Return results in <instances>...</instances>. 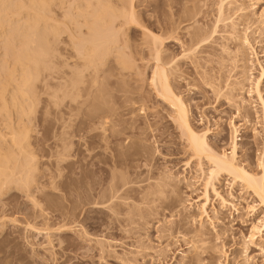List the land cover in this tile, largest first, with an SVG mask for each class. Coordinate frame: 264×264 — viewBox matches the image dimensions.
Here are the masks:
<instances>
[{"label": "rangeland", "instance_id": "374dc122", "mask_svg": "<svg viewBox=\"0 0 264 264\" xmlns=\"http://www.w3.org/2000/svg\"><path fill=\"white\" fill-rule=\"evenodd\" d=\"M9 1L11 6L19 5L15 4L14 0H12L13 4ZM45 1L50 3L48 5L55 14V16L52 14L51 23H55V19H57L56 22L59 20L61 24L59 29L61 28L62 31L60 29L61 32H58L59 39L55 35L57 37L55 39L58 40L52 41L51 37H54V34L47 32L48 29L44 28L45 21L41 19L44 22L39 24H44L41 28L38 24V31H43L42 36H40V31L35 33H39V36L38 34L37 36L32 35L38 43L42 40L44 42L46 38H49L48 42L51 40L50 48H48L47 41H45L46 46L41 43L43 47H40L41 44L37 45L34 39V44L32 43L29 50L38 54L39 50L41 53L44 51L45 46L48 48V56L44 58L43 54L39 59L41 67L38 68V72L39 70L40 72L35 74L36 80L32 78L33 90L29 88L34 106L29 111V105L32 103L27 99V110L32 112L30 114L28 112V118L25 119V116L23 118L24 122L27 121L29 132L27 141L25 139L23 141L32 144L30 145L33 152L30 153L32 157L26 158L20 154L21 152L16 151L17 156L22 155L20 158L16 157L19 158L18 160L23 158V164L29 161L34 163L35 167L28 164L30 168L32 167L28 175L33 177L31 185L29 184L30 188L26 186L29 189L25 187L22 190L19 186L16 188L15 186L20 183L17 182L15 185V182L13 181V184L11 181L12 184L8 182L9 185H6V183V187H3L4 190L0 192V264H264V222L262 221L264 204L260 203V200L241 180H233L229 174L222 173L218 186L222 196L231 203L224 206L221 199L211 191L206 212H203V215L200 214L203 210L200 209L199 204L205 201L202 198L201 183L205 177L204 173L208 172L212 165L206 157L199 161L197 156L191 154L190 148L187 149L186 136L172 118L176 115L175 110L173 111L174 107L157 97V91L151 84L156 62L152 57L153 53L148 48L151 46L152 35L164 39L173 38L164 42L162 46L165 56L172 53L177 58H175L177 70L174 69L173 72L169 70V79L173 83L171 85L175 93L180 95L189 107L194 128L199 132L208 130V141L219 153L231 155L232 142L235 138L238 144L237 161L241 162L240 164H243L247 170L261 174L263 173L260 161L264 145V112L262 103L254 92V84L261 70L258 61H261L264 67V0H234L229 4L232 5L229 6L230 8L228 0H224V3L227 2L224 4L225 14L223 16L224 18L226 16V21L221 20L220 22L217 20L220 16L219 7L223 0H134L135 18L138 20V23L133 21L134 24L124 22L126 17L124 15L128 13L120 12L123 7L124 9L129 7L127 0L101 1L104 3L111 1L110 3H113L114 7L116 5L115 8L118 9V11L116 9L117 13L115 12L114 18L112 14L110 15L112 19L109 15L105 16L109 18L107 20L112 26L109 23L106 24L108 27L104 28V31L108 33L112 29V34H115L114 37L117 38H115L117 48L125 45L124 50L121 49L124 55L121 57H124L130 64V68L122 72L123 75L118 74L117 71L107 70V68L104 72L106 75L102 74L103 77L111 78L112 76V81L109 84L107 81V86L104 85V88L108 87L106 91L112 92L107 95L113 100L105 99L102 105L106 106L105 103H108L105 107L106 115L112 113L109 117L113 120L111 119L110 122L117 124L116 129L117 126L119 128L117 138L119 139L112 137L110 124H107V126L110 125L108 126L110 130H106L107 133L101 129L100 131L101 127L95 128V126L98 127L97 121L90 123L89 126H84V123L80 125L82 117H86L83 113L86 112L84 109L89 111L91 107L88 109L84 106L79 113H77V108L72 107L74 109L70 110L71 112L80 114L74 113L76 117L73 113L70 114L68 108L63 112L55 108L52 95L58 87L56 85L62 80L57 72L60 69H67L62 68V64L68 61L70 55L76 53L75 47L78 48L80 42L78 39H84L80 33L81 30L84 35L88 33L87 27L81 26L78 22L79 18H76L78 10L75 5L79 0ZM101 2H99L100 6ZM27 3L33 4V0L27 1L26 6ZM11 6V12L18 10L23 15L19 16L17 15L19 13L16 14L15 11L14 15L9 10L8 14L4 12L5 17L0 13V18L5 19L3 26H0V28L3 27L2 30H5L3 32L0 30V67L3 66L4 68L1 69L6 72L10 67L8 71L13 70L12 67L16 63L14 56L16 54L18 59L17 55L21 52L17 47L23 44V37L26 38V35L31 33L27 30L30 29V24L29 26L24 25L25 19L27 21L30 19L29 22L31 21L32 24L33 19L30 17L36 14L35 9L33 13L30 12L32 10L30 5L27 6V8L30 6L29 10L25 7V10L21 12L20 5L15 6L14 10V6L13 8ZM22 11H27V15L30 13L29 19L25 17L26 12ZM10 13L14 15V18L9 15ZM118 13L122 16H118ZM72 17L77 20L76 25L75 21L72 23L74 19ZM228 18L230 20L233 18L237 29L240 30L238 33L243 35L247 30L245 33L251 38L258 59L254 57L251 48L242 50L247 60L243 58L245 57L244 52L242 54L240 51L241 53L238 52L239 55H237L238 48L236 49V44L231 39L232 33L229 31L232 28ZM35 20L37 18L33 20L34 26ZM109 20L113 21V24ZM15 22L17 25L13 24ZM10 23L17 29L22 25L20 29L24 28L26 31L21 32L20 29L16 31ZM67 24L75 33H71ZM214 28L216 32L212 34ZM20 32L23 33L21 38ZM24 33H26L25 36ZM46 33H49L47 36L50 33L52 36L47 37ZM200 34L201 38L209 36L207 43L192 55L185 52L194 40L201 39ZM38 37L46 38H41L39 42ZM74 43H78L77 46H74ZM225 44L228 45L230 53H224L222 50ZM23 47L21 48L25 51ZM110 57L106 67L112 69L116 64V58L115 56ZM70 59L74 60L71 57ZM68 62L70 66L73 65L70 60ZM26 63L23 64L29 66L30 70L37 71L33 60ZM19 65L15 66L16 69L28 68L24 67L25 65L21 68ZM16 71L21 75L23 70L21 74L18 70ZM1 72L3 73V70ZM6 72L4 73L8 75L9 73ZM2 73H0V79L2 75L4 79L2 78L0 82H5L7 77ZM25 73L23 72L22 75ZM33 74L31 72L30 75ZM19 81L22 80L19 79ZM227 84H231L234 92H228L225 87ZM260 88L264 101V77L261 79ZM108 107L113 110L116 108L114 112H107ZM140 107L142 110L139 109ZM4 113L3 117L6 115ZM12 115L15 120L22 117L15 118L19 115L18 113ZM6 117L8 116L4 119L7 121ZM2 119L0 118V127H2L0 130L8 132V137L9 131L12 132L15 128L12 126H10L12 130L5 128L6 121ZM9 120L11 119L9 118L7 122H10ZM15 122L11 124L15 126ZM70 124L72 125L69 126ZM235 126L237 132L234 129ZM77 127L81 128L80 134L74 131ZM120 128H123L122 131ZM84 134L93 136L85 145L83 142L87 136ZM61 145L69 146L66 153L74 154L61 156ZM14 148L15 152L19 147ZM25 151L29 154L30 150ZM118 153H123V155H116ZM202 160L200 168L197 162H202ZM20 162L14 164L19 171H22L26 167L21 163L24 168L20 170V166L17 167ZM25 171L23 172L26 174ZM120 172L125 174L121 179H128L129 183L126 182V187L125 185L122 188L119 187L118 194L108 200L109 203H101L103 200L101 197L105 198L104 195L110 192L112 183H118V180L119 183L122 182L119 176L115 177ZM25 174L22 173L21 176ZM29 176L28 179H30ZM113 177L115 180H112ZM168 181H170L169 184ZM19 182L24 185L22 181ZM126 188H130V191L125 192ZM176 191L179 193H176L177 198ZM112 202L115 205L120 203L117 205L119 208ZM254 224L259 228L253 230ZM200 226L208 229L206 236L209 239L205 236L203 238L205 240L201 238L200 241L197 235ZM47 234L52 239L51 243L47 240L49 238ZM195 247L200 255L195 252ZM196 257H200L199 261Z\"/></svg>", "mask_w": 264, "mask_h": 264}, {"label": "bare ground", "instance_id": "6f19581e", "mask_svg": "<svg viewBox=\"0 0 264 264\" xmlns=\"http://www.w3.org/2000/svg\"><path fill=\"white\" fill-rule=\"evenodd\" d=\"M8 1L9 0H0V13L2 14V16L3 15H5L4 14V12H11V10H10V6L11 5H9V3H8ZM12 1V0H11ZM11 1H9V2H11ZM17 1V2H16ZM28 2H30L31 0H27ZM26 1V2H27ZM61 1V0H60ZM101 1H105V0H79V2L78 3H76V10H78V12H76L77 13V15H76V18L78 19L79 18V20H78V22H79V24L82 26H86L87 27V33L88 34H86V35H84V34H82V30H81V35L84 37V39H82V40H79L78 39V41H80L79 42V47L77 48V47H75L77 50H76V53H74L72 56L70 55L69 56V58H68V61L70 60L71 61V64H73V65H69L70 64V62H68V61H64L63 62V64H62V62H59V63H61L62 64V68H67L66 70L65 69H63V70H61L60 69V71H58L59 69H57V73H59V75H60V78L62 79V80H60V78L59 77H56L57 79L59 78V83H58V85H56V86H58L57 88H56V91L53 93V104L55 105V108L57 109V111L59 110V111H62L63 112V110H65L66 108H68L69 109V111L70 110H73L72 109V107H75V108H77L78 109V111H77V109H76V111H77V113H79V112H81L82 111V107H84V106H86V108L88 107V109L91 107V109L88 111L87 109H84V110H86V112L84 111L83 113L85 114V116L86 117H82V119H81V122H80V125H81V123L84 125V126H89V124L90 123H93V122H95L96 123V121H97V123H98V127H96L95 126V128H99V127H101V128H99V130L101 129V130H103L104 131V133L106 132V130H110L111 129V135H112V137H116V139H119V138H117V136H118V126H117V129H116V123L115 122H113V123H115V124H112L110 121H111V119L113 120V118H110L111 116L110 115H112V113L109 115V113H108V115H106L107 113H106V111H105V107L107 106V104L105 103V105L106 106H103L104 104L102 103V101L104 100L105 101V99H109L110 97H108V95H107V93L109 94V93H112V92H107L108 90H107V88L108 87H105L104 88V85L105 86H107L106 85V82L109 84V82L110 81H112V76H111V78L110 77H103V73L105 72V71H107V70H113V71H117V73L119 74V73H124V71L126 72L127 70L126 69H129L130 68V64H128L127 62H126V59L124 58V57H121V56H124L123 55V51H121V49L123 48V46H125V45H123L122 46V48H117L116 47V43H115V41H116V37H114V35L115 34H112L113 32L111 31L112 29H111V24H110V22H108V20H107V18H105V16H110L111 14H112V17L114 18L115 16H116V9L117 8H115L116 7V5H115V7H114V5H113V3H110L111 1H107V3H104V2H101ZM128 1V5H129V7L127 8L126 6V8L127 9H124V7L121 9L122 11H120L121 13L122 12H124V13H128L127 15H124V13H123V15L124 16H126L125 17V19H127V16H128V19L125 21V19H124V22H127L128 24H129V22H133L134 21V23H138V20H136L137 18H135L136 16H135V9H134V7H135V5L133 4L134 3V0H127ZM232 1V2H231ZM14 2H15V4L16 3H18L19 5H20V12H21V10H25V7L27 8V6L28 5H30V6H32L31 8H32V10H30V12H32L33 13V10L35 9V11H34V13L36 12V14H35V16H33V17H35V18H37V20H35V26H34V22H33V20L35 19V18H33L32 16L30 17V16H28L27 15V11H22L23 13H25L26 12V18H28L29 19V17L31 18V19H33L32 20V24H33V26H32V24H31V21L29 22V20L27 21V19H25V24L24 25H26V26H29V24H30V29L28 28H26V26H25V28L29 31V32H31V33H28V35H26L27 37L26 38H24L23 37V33H21V32H24V31H26V30H24V28L23 29H20V26H22V25H20L19 26V28L18 29H20L19 31H21L20 32V38L21 37H23V44H24V41H25V46L26 47H23L24 45L23 44H20L21 46L20 47H17V48H20V53L19 52H17V53H19L17 56H18V59H17V57H16V54H15V58H14V60L16 61V63L19 65V64H21V65H19L21 68H22V65L24 66L25 64H23L24 62L26 63L27 61H31V60H33V62H34V64L36 65V67H34V68H36L35 70H37L36 72L35 71H33V69H29V66H27V65H25L24 67H28V68H25V69H16V67H17V64L15 63V65H14V62H13V67H15V68H13L12 67V69L13 70H11V71H8V70H10L11 69V67H10V69H8L7 70V72L9 73L8 75H6L4 72H6V71H4V69H1L3 66H1L0 67V70L2 71L3 70V73L5 74V77H7V78H5V82H2V84H0V115H1V119L3 118L4 119V117L5 116H8V117H6V119L8 118H10L11 120H9L10 122H7L8 121V119H7V121L5 122V124L4 123H2V124H4V126H5V128H7L8 127V130H9V128H10V130H12V128H15V129H13L12 130V132L11 131H9V133L10 134H12V135H10V134H8L9 136L7 137V133L6 132H1V130H0V137H2V138H0V140H2V142H0L1 144V146H0V192H2V190H4V188L6 187V185H9L8 184V182L10 183V185L13 183L14 184V182H15V185L17 184V182L18 183H20V185L18 184L17 186H15L16 188L19 186V188H25L26 186H28L29 188H30V186H29V184L31 185V181H33L31 178H33V177H30L29 175H28V172L31 170V168L33 167H35V165H34V163L32 164L31 162H27L26 161V164H23V158L22 159H20L22 162H20V160H18L19 158H20V156L22 157V155L23 156H26V158L27 157H32V155H30V153H33L32 152V150L30 149V145H32V144H30V142H25V141H23V139H25L26 141H27V138L29 137V132H28V127H27V125H26V122L27 121H25L24 122V120L26 119V118H28V112L30 111V110H32V106H34L33 105V103H34V100L32 101L31 99V96L32 95H30V93L31 92H29V88H31L32 90H33V88H32V85H31V81H33V80H36V75L40 72V70H39V72H38V68H40L41 66H39V64L41 65V62H40V60L39 59H41V56L44 54V56H42V57H47L48 55H47V52H48V48H50V42H51V40L48 42L47 41V39H49V38H46V37H44V38H46V40L45 41H47V47L48 48H46L45 46H46V42L44 41V42H42L43 40L42 39H44L43 37H38L39 39H38V41L40 42V40H42L40 43H38V42H36L37 41V39H35V35L37 36V34H38V36L42 33L43 34V31L41 30H39L40 31V34L39 33H37V34H35L36 33V31L37 32H39L38 31V29H39V25L42 23V21L45 23H43L44 24V28L46 29H48L47 30V32L49 31V32H51L52 34H54V37L51 35V33H50V35L53 37H51V39H53L52 41H56V40H58L59 39V36H58V32L60 31V29H59V25L61 26V24L59 23V20H58V22H56L57 21V19H55L54 20V22L55 23H51V19H53V16H55V14L51 11V9L52 8H50L49 7V5H50V3H47L48 1H45V0H36V1H34L33 0V4L32 3H27V6H26V2H25V0H14ZM20 2V3H19ZM99 2H101V6H100V4H99ZM106 2V1H105ZM222 2V1H221ZM225 1L223 0V2L221 3V5H220V7H219V17H218V20H217V22H220L221 20H225V18H226V16H225V18L223 17L224 16V7H225V5L224 4H226V3H224ZM234 2V0H228V7L229 6H232V5H229V4H231V3H233ZM61 3H63L64 4V2H61ZM125 3V2H124ZM11 4H13V1H12V3ZM49 4V5H48ZM18 5V6H19ZM13 6H14V8H13ZM13 6H11L12 8H13V10L16 8V7H18L17 5H13ZM16 6V7H15ZM30 6L27 8L28 10L30 9ZM118 6V5H117ZM123 6V5H122ZM227 7V8H228ZM11 8V9H12ZM73 8H75V7H73ZM230 8V7H229ZM19 9V8H18ZM26 9V10H27ZM36 9H37V11H36ZM238 9H241V8H238ZM9 10V11H8ZM76 10H74V11H76ZM124 10V11H123ZM225 10H226V8H225ZM231 10V9H230ZM229 10V11H230ZM15 11V10H14ZM13 11V12H14ZM17 11V12H16ZM15 11V13L17 14V13H19L18 12V10H16ZM117 11H118V9H117ZM227 11H228V9H227ZM13 12H11V13H13ZM50 12H52V13H50ZM116 12V13H115ZM9 14L10 16L12 15V14ZM15 13H13L14 15H15ZM50 13V14H49ZM121 13H118L119 15L118 16H120L121 15ZM0 14V15H1ZM8 14V13H7ZM52 14H54L53 16H52ZM14 15H12V17L14 16ZM17 15H23L22 13H19V14H17ZM25 15V14H24ZM32 15V14H31ZM34 15V14H33ZM50 15V16H49ZM66 15V13L64 14V16ZM67 15H68V13H67ZM7 16V15H6ZM52 16V17H51ZM117 16V17H118ZM122 16V15H121ZM3 17H5V16H3ZM24 17V16H23ZM51 17V18H50ZM75 17V16H74ZM74 17H72V18H74ZM111 17V16H110ZM112 17H111V19H112ZM228 17V16H227ZM14 18V17H13ZM82 18V19H81ZM6 19H8L9 20V18H7L6 17ZM41 19H43L42 21H41ZM69 19L71 20V18L69 17ZM109 19V18H108ZM117 19V18H116ZM5 20V19H4ZM3 19H2V17L0 18V26L2 25L3 26V21H4ZM14 20V19H13ZM227 20H230L229 18L227 19ZM231 20H233V18L231 19ZM231 20L229 21L230 23H231V28L232 29H230V31H229V33H232V35H231V39H232V41L236 44V49L238 48V50H237V52H236V50L234 51V52H236L237 53V55H239V53H241L242 52V50H246L247 48H251L252 49V53H253V55H254V57H256L257 59H258V54H257V52L255 51V46L253 45V43H252V41L250 40L251 38H249V36L244 32V34L242 35V33H238V30L239 29H237V25H236V23L234 22V20L231 22ZM75 21V25H76V22H77V20L74 18L73 20H72V23ZM109 21H111V20H109ZM135 21H137V22H135ZM226 21V20H225ZM9 22V21H8ZM26 22H28V23H26ZM41 22V23H40ZM77 22V23H78ZM112 22V24H113V21H111ZM124 22H122V24L124 23ZM2 23V24H1ZM40 23V24H39ZM108 23L111 25L110 26V31L108 32V33H106L104 30L105 29H107V27L108 26H106V24L108 25ZM134 23H132V24H134ZM6 24H7V21H6ZM6 24H5V22H4V25L6 26ZM10 24H12V23H10ZM13 24H16V22L15 23H13ZM12 24V25H13ZM21 24V23H20ZM39 24V25H38ZM42 24V25H43ZM229 24V23H228ZM17 25V24H16ZM24 25H23V27H24ZM42 25H40V28L41 27H43ZM4 26V27H5ZM14 26V25H13ZM12 26V27H13ZM103 26H106V27H103ZM217 26V25H216ZM216 26H215V28H216ZM227 26V25H226ZM229 26V25H228ZM17 27V26H16ZM67 27L69 28V29H71L72 27L70 26V25H68L67 24ZM103 27V28H102ZM2 28L3 27H1L0 28V30H2ZM13 28H15V26L13 27ZM12 28V29H13ZM22 28V27H21ZM31 28H32V30H31ZM43 28V30H45ZM82 28V27H81ZM105 28V29H104ZM115 28V27H114ZM213 29L212 30V34H215V32H216V29ZM17 28H15V30H16ZM17 29V30H18ZM116 29V28H115ZM11 30V29H10ZM9 30V31H10ZM14 30V29H13ZM16 30V31H17ZM24 30V31H23ZM31 30V31H30ZM118 30V29H117ZM120 30V29H119ZM232 30H233V32H232ZM3 31H5V30H2V32ZM7 31V30H6ZM15 31V32H16ZM27 31V32H28ZM61 31H62V29H61ZM60 31V32H61ZM114 31V30H113ZM218 31V30H217ZM240 31V30H239ZM1 32V31H0ZM8 32V31H7ZM13 32V31H12ZM26 32V33H27ZM46 32V31H45ZM70 32V31H69ZM72 32H74L75 33V31L73 30L72 31V29H71V33ZM6 33V32H5ZM26 33H24V36H25V34ZM109 33H111V34H109ZM118 33V32H117ZM2 34V33H1ZM42 34L40 35V36H42ZM47 34H49V33H46L45 34V36H47ZM60 35H61V33H59ZM4 35V34H3ZM6 35V34H5ZM32 35H34L33 37H32ZM50 35H48V36H50ZM58 36V39H55V38H57L56 36ZM121 35V34H120ZM1 36V35H0ZM7 36V35H6ZM19 36V35H18ZM44 36V35H43ZM47 36V37H48ZM70 36V35H69ZM74 36H76L75 34H74ZM119 36V35H118ZM117 36V37H118ZM82 37V38H83ZM199 37V36H198ZM13 38V37H12ZM18 38V40L19 41H21L20 40V38L19 37H17ZM33 38V39H32ZM37 38V37H36ZM71 38H72V36H71ZM116 38V39H115ZM200 38H201V34H200ZM16 39V38H15ZM25 39V40H24ZM35 39V42L37 43V45H39V44H44L45 46H44V51H45V53H43L44 51L43 50H41V51H43L42 53L40 52V50H39V52L41 53V55H40V53L38 52V54H37V50H35V52L36 53H32L31 51H29L30 50V48H31V45H32V43L34 44V42H33V40ZM55 39V40H54ZM73 39V38H72ZM173 38L171 37V38H168V39H164V38H161V37H157L156 35L155 36H153L152 35V40H151V46H149L148 48L151 50V52L153 53V58L155 59V62H156V64H155V66H154V70H153V74H152V77H151V84H152V87H154V89H156V91H157V97L158 98H160V99H163L164 101H166V103H168V104H170L171 105V107H174V109H173V111L175 110V112H176V115H175V117H173L172 116V118H174V122H176V124H177V126L180 128V130L182 131V133H183V135L184 136H186V142H187V145H188V148L187 149H189L190 148V151L192 152L191 154H193V155H195V156H197L196 158H199L198 160L199 161H201V159L203 158V157H206L208 160H209V162L211 163L210 165H212L211 166V168H210V170L208 171V172H206V173H204V175H205V177L203 178V182L201 183L202 185V189H203V199L205 200L204 202H201V204H199V207H200V209L201 210H203V211H201L202 213H200L201 215H203V212H206V205H207V202H208V200L210 199L209 198V195H210V193H211V191L212 192H214V194L216 195V196H218L220 199H221V202H222V204L225 206H227L229 203H231V201L229 202L226 198H224L223 196H222V194H221V192H220V189H219V186H218V184L220 183V179H221V177H220V175L222 174V173H225V174H229L230 176H232V178H233V180H241L243 183H244V185H246V187H248L254 194H255V196L260 200V203H263L264 204V145H263V151H262V156H261V161H260V167H261V169H262V172L263 173H261V174H256V173H254V172H251V171H249V170H247L246 169V167L243 165V164H240L241 162H238L237 161V157H236V155H237V149H238V144L235 142V138H234V142H232L233 143V149H232V152H231V155H229V154H226V153H219V152H217L216 150H214L213 149V147L210 145V143H209V141H208V138H207V131L208 130H205L204 132H199V131H197L195 128H194V126H193V124L191 123L192 121H191V118H190V110H189V107L187 106V104L182 100V98H181V96L180 95H178V94H176L175 93V90H173V88L174 87H172V85H171V83L172 82H170V79H169V70L170 71H172L173 72V70L174 69H176L177 70V64L175 63V61H176V57H175V55H173L172 53H170V54H168L167 56H165V54H164V50H163V43L164 42H166V41H169V40H172ZM199 39V38H198ZM197 39V40H198ZM209 39V36H207L206 38H201V39H199L198 41L196 40H194V43H191V46H190V48L189 49H187V50H185V52H187L188 54H191L192 55V53H195L197 50H199V48H201L205 43H207V40ZM14 40V39H13ZM18 41V42H19ZM21 42V43H22ZM11 43V42H10ZM13 43V42H12ZM17 43V42H16ZM20 43V42H19ZM150 43V42H149ZM42 44L41 45H39L40 47H43L42 46ZM75 44V43H74ZM73 44V45H74ZM78 44V43H77ZM77 44H75L74 46H77ZM23 45V46H22ZM72 45V47H74ZM126 45H128V44H126ZM38 46V47H39ZM238 46V47H237ZM4 47V46H3ZM21 47H23L24 49H25V51H23L22 50V48ZM39 47V48H40ZM130 47V46H129ZM10 48H12V47H10ZM74 48V49H75ZM125 48V47H124ZM124 48H123V50H124ZM126 48L127 49H129L127 46H126ZM244 48H246V49H244ZM3 49V48H2ZM40 49H42V48H40ZM6 50V49H5ZM16 50V49H15ZM50 50V49H49ZM222 50L224 51V53L226 52H228V50L230 51V49L228 48V45H223L222 46ZM13 51V50H12ZM18 51H19V49H18ZM23 51V52H22ZM222 51V52H223ZM241 51V52H240ZM10 52V51H9ZM239 52V53H238ZM244 52V51H243ZM243 52H242V54H243ZM12 53V52H11ZM32 53V54H31ZM152 53H151V55H152ZM187 53H185L186 55H188ZM228 53H230V52H228ZM9 54V53H8ZM76 54V55H75ZM184 54V55H185ZM4 55V54H3ZM11 55H13V54H11ZM10 55V56H11ZM35 55H39L38 57L37 56H35ZM183 55V56H184ZM190 55V56H191ZM110 56H115V58H116V60H115V58H113L116 62V64H115V66L111 69V68H108V67H106V65L108 64V61H109V59L111 58ZM244 56H245V52H244ZM5 57V56H4ZM70 57L71 58H74V63L72 62V60L70 59ZM120 57H121V59H120ZM236 57H238V56H236ZM242 57H243V55H242ZM7 58V57H6ZM57 58H58V56H57ZM122 58H124L123 60H122ZM176 58V59H175ZM243 58H245L246 59V56L245 57H243ZM59 59H60V56H59ZM11 60V59H10ZM18 60V61H17ZM25 60V61H24ZM43 60V59H42ZM66 60V59H65ZM247 60V59H246ZM24 61V62H23ZM59 61V60H58ZM111 61V60H110ZM128 61V60H127ZM23 62V63H22ZM177 62V61H176ZM243 62H245L244 61V59H243ZM253 62V61H252ZM1 63H2V61H1ZM58 63V62H57ZM65 63V64H64ZM258 63H260V67H261V70H260V73L258 74L259 76H258V78L256 77V79H255V86H254V92L256 93V95L259 97V99H260V101H261V103H262V110H263V112H264V101H263V97H262V93H261V88H260V82H261V79L264 77V67H262V65H261V61L259 62L258 61ZM26 64H28V63H26ZM61 64L59 65L60 67H61ZM8 65V64H7ZM65 67H64V66ZM5 66V65H4ZM58 66V68H60ZM67 66H69V68L67 67ZM167 66H169V67H167ZM250 66V65H249ZM19 67V68H20ZM111 67H112V65H111ZM235 67H236V65H235ZM4 68V67H3ZM31 68V67H30ZM106 68H107V70H106ZM16 70H18L19 71V73L21 72V70H23L21 73L23 74V72H26L24 75H22L21 73V75H22V77H21V75H19L18 74V72L16 71ZM25 70V71H24ZM175 70V71H176ZM251 70V69H250ZM0 71V73H2ZM27 71H29V72H27ZM61 71H63V72H65V73H61L60 74V72ZM112 71V72H113ZM6 72V73H7ZM31 72L32 73H34L32 76L30 75L31 74ZM38 72V73H37ZM2 73V74H3ZM113 73H115V72H113ZM111 74V75H114V74ZM123 73L121 74V75H123ZM19 75V78H18V75ZM36 74V75H35ZM105 74V73H104ZM117 74V75H118ZM57 75V74H56ZM106 75V74H105ZM36 76V77H35ZM122 77V76H121ZM2 78L4 79V75H2ZM0 79V80H3V79ZM32 78H33V80H32ZM35 78V79H34ZM124 78V77H123ZM19 79H21L22 81H19ZM252 79H254V77L252 78ZM57 81V80H56ZM114 81V80H113ZM252 81V80H251ZM254 81V80H253ZM0 82V83H1ZM60 82H62V83H60ZM254 83V82H253ZM116 84V83H115ZM120 84V83H119ZM173 84V83H172ZM31 85V86H30ZM231 85V84H230ZM229 84H227V86H225V87H227V90H228V92L229 93H231V91H233L234 90V88H232L231 86H230ZM115 86V85H114ZM230 87V88H229ZM111 88V87H110ZM121 88V87H120ZM118 89V88H117ZM230 89V90H229ZM107 90V91H106ZM129 90V89H128ZM110 91V90H109ZM250 91H253V89L251 90L250 89ZM249 91V92H250ZM234 92V91H233ZM254 92H252V93H254ZM114 93V92H113ZM251 93V92H250ZM125 94V93H124ZM106 96H107V98H106ZM128 96V95H127ZM127 96H125V97H127ZM128 98V97H127ZM27 99L28 100H30L31 101V105H29V108H28V105H27ZM91 99V101H89ZM92 99H96V100H92ZM135 99V98H134ZM109 100H111V99H109ZM113 100V99H112ZM111 100V101H112ZM122 100V102H123V99H121ZM107 102H110V101H108L107 100ZM245 102V101H244ZM103 104V105H102ZM110 104V103H109ZM129 105V104H128ZM104 107V108H103ZM27 108L29 109V111L27 110ZM82 108V109H81ZM101 108H103V110L101 109ZM114 108V107H113ZM116 108V107H115ZM115 108H114V110H115ZM108 109V111L107 112H110V111H112V112H114V110L112 109V108H110V107H108L107 108ZM106 109V110H107ZM112 109V110H111ZM139 109H141L142 110V108L140 107ZM79 110H81V111H79ZM141 110H140V112H141ZM66 111H67V109H66ZM5 112V113H4ZM32 112V111H31ZM31 112H29V114L31 113ZM104 112H105V114H104ZM3 113L4 114H6L4 117L2 116L3 115ZM19 114V115H16L17 117H15V118H19L20 116H22L21 117V119H18V120H15V119H13V115L12 114ZM59 113H61V112H59ZM71 113H73V115L76 117V115L75 114H77V113H75V112H71L70 111V114ZM75 113V114H74ZM136 113V112H135ZM69 114V115H70ZM84 114H82L83 116H84ZM115 115H116V112L114 113ZM119 114V113H118ZM77 115H80V114H77ZM24 116H25V119L23 120V118H24ZM71 117H72V115H70ZM69 116V117H70ZM110 116V117H109ZM112 117H114V116H112ZM117 117V116H116ZM119 118V117H118ZM2 119V120H3ZM70 119V118H69ZM77 119V118H76ZM1 120V121H2ZM12 120H13V122H12ZM16 122H15V121ZM72 120V119H71ZM75 120V119H74ZM118 120H120V119H118ZM118 120L116 121V122H118ZM77 121V120H76ZM76 121H74V122H76ZM15 122V126H13L14 124H11V123H14ZM69 122H70V120H69ZM11 125H10V124ZM122 123H123V121H122ZM99 124L101 125V126H99ZM107 124H110L111 125V127H110V125H108L109 127H110V129H108L109 127L107 126ZM121 124V123H120ZM119 124V125H120ZM72 124H70L69 126H71ZM73 125H74V123H73ZM94 125V124H93ZM96 125V124H95ZM115 125V126H114ZM124 125V124H123ZM264 125V124H263ZM10 126H12V128L10 127ZM234 126V125H233ZM17 127V128H16ZM91 127V126H90ZM127 127V126H126ZM133 127V126H132ZM132 127H130V128H132ZM2 127H0V129H1ZM115 128V129H114ZM124 128V127H123ZM123 128H120L121 129V131H122V129ZM94 129V128H93ZM234 129H235V131L237 132V129H236V126L234 127ZM7 129H6V131H8ZM80 130H81V128L79 129V127H77L74 131H76V133L78 134H80ZM83 130V129H82ZM100 130V131H101ZM95 131V130H94ZM99 131V132H100ZM120 131V130H119ZM124 131V130H123ZM85 132V131H84ZM93 132V131H92ZM110 132V131H109ZM88 133V132H87ZM98 133V132H97ZM107 133V132H106ZM116 133V134H115ZM120 133V132H119ZM76 134V135H77ZM109 134V133H108ZM122 134H123V132H122ZM122 134H119L120 136L122 135ZM85 135V134H84ZM89 135V134H88ZM96 135V134H95ZM104 135H106V134H104ZM103 135V136H104ZM80 136H82V135H80ZM85 136H87V134L85 135ZM85 136H83V137H85ZM93 137V136H92ZM91 136H87V137H85L84 138V142H83V144L85 145V144H88V142H89V140H90V138H92ZM105 137V136H104ZM131 137V136H130ZM7 138V139H6ZM87 138V139H86ZM83 139V138H82ZM103 139V138H102ZM29 140V139H28ZM126 140V139H125ZM8 142V143H7ZM10 142V143H9ZM25 142V143H24ZM133 142V141H132ZM24 143V144H23ZM129 143V142H128ZM10 144V145H9ZM124 144H126V143H124ZM132 144V143H131ZM16 146V148L17 147H19L18 149H16L15 150V152H14V147ZM62 146V145H61ZM69 147V146H68ZM68 147H64V146H62V150H61V156L62 155H66V156H69V155H71V154H74V153H66V152H68L67 151V148ZM123 147H125L124 145H123ZM26 148H28V149H26ZM107 148V147H106ZM20 149V150H19ZM69 149V148H68ZM19 151V153L20 154H22V155H18L19 156V158L17 159L16 157H18L17 156V154L18 153H16V151ZM25 150H30V151H28L29 152V154H28V156H27V154H26V151ZM124 151V150H123ZM120 152H122V151H120ZM15 153H16V155H15ZM24 153V154H23ZM59 153V152H58ZM26 154V155H25ZM120 154V156H121V154L123 155V153H118V154H116V155H119ZM120 158V157H119ZM118 158V159H119ZM205 158V159H206ZM24 159H25V157H24ZM197 160V161H198ZM16 162V164L18 163V162H20L18 165H17V167H19L20 166V170H22L23 168H24V166L26 167L25 169H27V167H29L28 169H27V171H25V169H23L22 171H19V169H17L15 166V163ZM33 162V161H32ZM188 162H190V161H188ZM208 162V163H209ZM24 165L23 167H22V164ZM30 163V166H32L31 168H30V166L28 165ZM199 165H200V163H203V160H202V162H197ZM32 164V165H31ZM119 164V163H118ZM198 165V166H199ZM200 168H201V165H200ZM16 170V171H15ZM18 170V171H17ZM203 170H205L204 168H203ZM23 171H25V172H27L26 174L23 172ZM25 174L24 176H21V174ZM119 173V172H118ZM118 173L116 174V176L115 177H117L118 178V176H119V178H120V180L122 181H120L121 183H119V180L117 181V179H116V181L118 182V183H112V181L110 182V183H112V188H110V192L112 193V194H110V192L108 193L107 191V193L110 195H104L105 196V198H106V196H108V198H104L103 196L101 197L102 199V202L101 203H103V204H105V202H110V201H108V200H111V198L113 197L114 198V196H116L117 194H118V192H119V187H123L124 185H125V187H126V184L127 183H129V182H127L128 181V179H121L122 177H123V175H125V174H123V173H121L120 172V174L118 175ZM113 174V173H112ZM114 174V175H115ZM113 175V176H114ZM122 175V176H121ZM18 176H21V177H18ZM28 176H29V178L30 179H28ZM16 177V178H15ZM124 178H125V176H124ZM167 178V177H166ZM17 180H19V181H22L23 183H24V185H22V183L21 182H19V181H17ZM112 180H115L114 179V177H113V179ZM171 180V179H170ZM11 181H12V183H11ZM14 181V182H13ZM28 181H29V183H28ZM114 182V181H113ZM127 182V183H126ZM169 182L170 181H168V184H169ZM7 183V184H6ZM167 183V182H166ZM6 184V185H5ZM167 184V185H168ZM5 185V186H4ZM23 187H22V186ZM152 185V184H151ZM156 185H157V183H156ZM150 186V185H149ZM154 186V185H153ZM160 186V185H159ZM4 187V188H3ZM14 187V186H13ZM28 187H26L27 189H29ZM117 187H118V189H117ZM128 188V187H127ZM126 188V189H127ZM130 188H132V187H130ZM130 188L129 189H127L125 192H127L128 190L130 191ZM150 188V187H149ZM159 189H160V187H158ZM11 189H12V187H11ZM22 189V190H23ZM27 189H25V190H27ZM6 190V189H5ZM108 190V189H107ZM9 191V190H8ZM28 191H30V190H28ZM160 191V190H159ZM162 191V190H161ZM178 191V190H177ZM177 191L175 192V195H176V193H177ZM6 192V191H5ZM105 192V191H104ZM117 192V193H116ZM124 192V194H126ZM154 192V191H153ZM152 192V193H153ZM157 192V191H156ZM163 192V191H162ZM26 193H28V192H26ZM105 194V193H104ZM116 194V195H115ZM177 194H179V193H177ZM29 195V194H28ZM179 196V195H178ZM110 197V198H109ZM174 197V196H173ZM176 198H177V195H176ZM33 199H34V196H33ZM105 199V200H104ZM154 199V198H153ZM175 199V198H174ZM95 202V201H94ZM100 202H99V204H101ZM112 203H114V202H112ZM111 203V207H112V209H113V204ZM117 203V202H116ZM95 204V203H94ZM98 204V203H97ZM119 205H120V203H118ZM118 204H116L115 205V203H114V205L115 206H117ZM232 204H233V202H232ZM235 205V204H234ZM114 206V207H115ZM231 206V205H230ZM118 207V206H117ZM198 207V208H199ZM119 208V207H118ZM117 209V208H116ZM194 217H196V216H194ZM194 219V218H193ZM201 219V218H200ZM263 222H264V218H263V220H262ZM30 226V225H29ZM30 227H32V226H30ZM201 227V228H200ZM199 228H198V230H197V235L199 236V238H200V241H201V238L203 239V238H205V236L208 234L207 233V230L208 229H205V228H203V226H200ZM197 228V227H196ZM207 228V227H206ZM259 227H258V225H256V224H254L253 226H252V229L253 230H256V229H258ZM196 233H194V235H195ZM210 235V234H209ZM204 236V237H203ZM49 237V238H48ZM47 240H48V242L49 243H51L52 242V239L50 238V235L48 236V234H47ZM198 239V238H197ZM206 239H209L208 238V236H206ZM203 240H205V239H203ZM202 240V241H203ZM207 242L209 241V240H206ZM204 242V241H203ZM195 252H197L198 250L196 249V247H195ZM196 254V253H195ZM199 253L197 252V255H198ZM193 255V254H192ZM192 255H191V257H192ZM200 255V254H199ZM197 258V257H196ZM200 258V257H199ZM199 258H197L198 260L197 261H199ZM192 259H194V257H192ZM196 260V259H195ZM192 261H194V260H192ZM192 261H191V263H192ZM195 262V261H194ZM193 262V263H194ZM202 262V260L200 261V263ZM197 263V262H196Z\"/></svg>", "mask_w": 264, "mask_h": 264}]
</instances>
